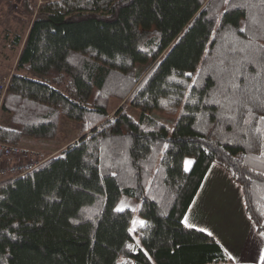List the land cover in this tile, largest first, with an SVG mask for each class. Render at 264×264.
I'll return each mask as SVG.
<instances>
[{
    "label": "trees",
    "instance_id": "obj_1",
    "mask_svg": "<svg viewBox=\"0 0 264 264\" xmlns=\"http://www.w3.org/2000/svg\"><path fill=\"white\" fill-rule=\"evenodd\" d=\"M16 69L1 142L46 147L61 116L80 132L0 183V264H232L183 223L212 164L264 235V0H53ZM122 196L140 203L136 231Z\"/></svg>",
    "mask_w": 264,
    "mask_h": 264
},
{
    "label": "crops",
    "instance_id": "obj_2",
    "mask_svg": "<svg viewBox=\"0 0 264 264\" xmlns=\"http://www.w3.org/2000/svg\"><path fill=\"white\" fill-rule=\"evenodd\" d=\"M4 3L5 0H0V27L8 14L7 10L3 11ZM14 5L17 3L13 0L11 9ZM137 222L135 231L142 226L140 219ZM183 223L211 233L231 258L232 264H260L264 254V235L255 230L246 216L240 187L217 165L209 167Z\"/></svg>",
    "mask_w": 264,
    "mask_h": 264
},
{
    "label": "rangeland",
    "instance_id": "obj_3",
    "mask_svg": "<svg viewBox=\"0 0 264 264\" xmlns=\"http://www.w3.org/2000/svg\"><path fill=\"white\" fill-rule=\"evenodd\" d=\"M17 5H14L11 9L13 0H9V3H4L3 11L7 10V18H4L3 25L0 27V78L5 76H11L12 73L16 72V61L18 54L20 52V44L24 41V36L26 35V30L29 27L31 19L34 17L36 11L39 9L37 0L35 2V11L33 16H25L22 14L21 2L20 0H14ZM9 23H8V22ZM20 40V44H15L16 39ZM22 45V44H21ZM96 96V92H93L91 101ZM123 104H118L117 101H111L110 110H113L116 106L119 107ZM131 115L137 117L136 111L132 108H128L127 110ZM114 111L111 113L113 114ZM158 119L170 126L169 121L165 117L157 116ZM8 117L1 110L0 112V125H7ZM80 132V125L78 122L67 119L64 116L60 117L57 134L56 137L51 140L48 146L36 148L45 156L53 157L57 155L65 146L70 144ZM22 147V146H21ZM190 160H186V166H188ZM139 201L131 199L129 197L122 196L116 206L117 211H121L120 209H130L134 212V218L131 223V229L135 231L137 221H139V217L137 211L139 209Z\"/></svg>",
    "mask_w": 264,
    "mask_h": 264
},
{
    "label": "built area",
    "instance_id": "obj_4",
    "mask_svg": "<svg viewBox=\"0 0 264 264\" xmlns=\"http://www.w3.org/2000/svg\"><path fill=\"white\" fill-rule=\"evenodd\" d=\"M53 0H37L38 6ZM10 76L0 78V112L9 86ZM50 156L39 150L0 141V183L21 178L36 170Z\"/></svg>",
    "mask_w": 264,
    "mask_h": 264
},
{
    "label": "snow or ice",
    "instance_id": "obj_5",
    "mask_svg": "<svg viewBox=\"0 0 264 264\" xmlns=\"http://www.w3.org/2000/svg\"><path fill=\"white\" fill-rule=\"evenodd\" d=\"M120 210H122V209H120ZM202 231H203V229H202ZM209 235H211V233H209Z\"/></svg>",
    "mask_w": 264,
    "mask_h": 264
}]
</instances>
